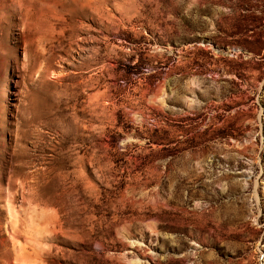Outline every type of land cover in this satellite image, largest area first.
I'll return each mask as SVG.
<instances>
[{
    "label": "rangeland",
    "instance_id": "1",
    "mask_svg": "<svg viewBox=\"0 0 264 264\" xmlns=\"http://www.w3.org/2000/svg\"><path fill=\"white\" fill-rule=\"evenodd\" d=\"M0 264H264V0H0Z\"/></svg>",
    "mask_w": 264,
    "mask_h": 264
}]
</instances>
